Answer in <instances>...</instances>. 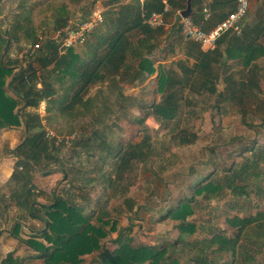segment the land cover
Instances as JSON below:
<instances>
[{"label": "trees", "instance_id": "16d2710c", "mask_svg": "<svg viewBox=\"0 0 264 264\" xmlns=\"http://www.w3.org/2000/svg\"><path fill=\"white\" fill-rule=\"evenodd\" d=\"M125 1L108 2L117 5L104 11L102 23L83 45L58 55L57 46L46 39L37 54L28 58L24 66L16 65L18 60L7 58L9 44L0 32V130L22 126L25 131L23 141L11 150L15 162L10 179L16 180L17 187H20V192L15 190L12 195L17 199L19 209L43 223L39 235L41 240L31 238L25 244L37 254L33 257L40 258L43 264H83L84 256H92L89 264H233V258L238 260L240 257L249 263L252 260L248 255L251 248L241 244L242 237L251 227H264V211H249L247 216H241L242 210L234 212L232 207L231 211L235 214L224 220L228 230L212 225V229L207 231L189 218L194 214L196 197L206 202L220 200L226 194L234 198L250 197L251 177L256 178L255 181L264 177V144L258 142L245 149L249 156L244 164L237 166L234 163L221 174L210 173L195 184L191 197L183 198L161 217L160 221L167 217L177 221V238L164 245L155 244L153 240L135 243L128 230L124 229L112 240L113 250L107 249L101 241L117 231L116 221L107 218L109 215L102 209L95 217V210L84 212L73 204L71 195L67 198L52 192L49 204L39 207L41 214L35 207L32 189L28 188L33 175L40 172L46 174L53 169L60 153L59 145L45 137L42 119L37 113L40 103H45L48 116L58 113L68 119L90 114L97 100L106 108L112 95L117 96L115 104L129 103L131 98L122 93V85L142 83L152 75L154 68L150 57L162 42L168 40L164 28L150 29L144 25L142 14L161 12L165 1L170 7L166 16L168 19L176 17V13L186 5V0ZM191 6L194 8L191 15L193 23L208 31L233 11L235 0H192ZM205 7L210 12L208 21H204L205 15L201 13ZM249 15L251 20L244 26L241 36L223 34L212 51L203 52L197 46L195 62L191 67L185 61H179L176 65L180 71L173 68L159 71L157 91L162 94L161 100L145 108L141 118H134L136 123L141 126L148 117L169 123L176 121L181 113L185 90L225 99L224 93H218L216 86L219 76L221 73L224 76L228 68L227 50L243 51L253 47L250 53L253 64L248 68L246 79L223 78L227 99L239 107V113L245 119V101L259 99L256 92L260 91L261 68L256 61L264 58V13L257 6ZM178 26L176 23L172 27L176 34L180 32V28L176 30ZM92 88H96L95 95L89 96ZM121 107L117 110L122 111L123 116L126 107ZM107 109L110 110L109 107ZM196 139L195 134H182L178 145H190ZM84 141H89V138ZM105 152L115 160V174L114 177L100 176L101 182L106 185L105 189L114 191V197L124 198V202L129 204L125 196L126 188L123 187V190L117 185L125 180L136 164L143 167L151 162L150 137L144 132L139 143L129 142L113 149V153L109 150ZM62 174L67 181L65 169ZM95 181V178L85 177L83 182L90 185ZM68 184L73 186V182ZM261 192L264 188L259 186L257 193ZM127 208L132 209L131 206ZM19 228L20 225L15 224L14 236H17ZM203 233L205 236L200 237ZM181 255L187 260L181 262ZM222 255L231 257L232 261H221Z\"/></svg>", "mask_w": 264, "mask_h": 264}, {"label": "rangeland", "instance_id": "374dc122", "mask_svg": "<svg viewBox=\"0 0 264 264\" xmlns=\"http://www.w3.org/2000/svg\"><path fill=\"white\" fill-rule=\"evenodd\" d=\"M95 1L97 0H86L84 15L89 13ZM98 1L101 4L103 2ZM254 2L250 0V9ZM176 30L178 31V28ZM52 35L46 33L39 37L50 39ZM172 40L174 39L169 37L168 41ZM29 45V42L11 44L7 58L18 60L16 65L24 66L31 57L18 59L17 56ZM169 58L168 56L167 59ZM258 65L261 68L260 91L256 92L259 99L245 101V119L241 117L239 107L227 99L224 84V89L218 93H224L225 99L208 93L185 90L181 113L176 121L169 123L148 117L141 127L134 118H141L143 107L147 108L162 97L157 91V77L125 89L128 94L135 96L129 103L115 104L113 102L117 96L112 95L106 108L97 100L95 109L84 117L72 116L68 119L58 113L48 116L46 107H39L37 113L42 119L45 133L52 132L57 138L70 136L72 133L76 136L68 144L59 145V161L53 169L46 174L40 172L33 175L31 187L28 188L32 189L36 209L42 213L39 207L49 204L52 192L67 198L71 195L73 204L79 209L86 213L95 210L94 217L98 210L102 209L109 215L107 218L117 223V231L101 241L109 250L114 248L112 240L124 229L128 230L135 243L153 240L155 244L164 245L175 241L178 236L175 227L177 221L170 217L160 221L161 217L175 208L183 198L191 197L195 184L200 183L210 173L221 174L234 163L237 166L244 164L249 156L245 149L251 147L254 142L264 144V63L261 61ZM231 72V76L236 80L242 77L235 65L231 66L229 73ZM95 91L96 88H92L89 96L95 95ZM137 102L143 107L135 108L134 104ZM119 106H122V109L126 107L124 117L122 111L117 110ZM144 132L150 137L151 162L143 167L136 164L123 182H117V186L126 188L125 196L130 202L126 204L124 198L114 197V191L105 189L106 185L101 182L103 180L100 176L114 177L115 174V160L111 158L112 155L107 156L105 151L113 153V149L120 145L139 143ZM182 134H195L197 139L190 145H178L179 136ZM24 137L22 126L0 130V264H43L40 258L33 257L37 254L25 244L26 240L31 238L41 240L39 235L43 223L30 218L27 212L19 209L16 205L17 199L12 195L15 190L20 192V187H17L16 180L10 179L15 162L11 150L21 143ZM88 138L89 141H84ZM102 141L105 142L103 145ZM64 169L68 174L67 181L62 174ZM85 177L95 178L96 181L86 185L83 182ZM255 180L256 178L251 177L248 198H234L226 194L220 200L206 202L201 197H196L194 214L189 219L199 226H204L208 231L212 229V225L227 229L225 217L235 214L236 211L242 210L241 216H247L249 211L263 212L264 192H257L259 186L264 188V177ZM69 182H73V186L69 187ZM129 206L132 209H128ZM232 207L235 208L234 212L231 211ZM15 224L20 225L17 236L12 234ZM202 236H205L204 233L200 235ZM242 243L251 248L248 255L252 260L245 263L241 257L238 260L233 258V264L264 263V227L249 228L242 237ZM91 259L92 256H84L83 264H89ZM179 259L181 262L187 260L184 255ZM229 260L232 261L231 257L222 255L221 261Z\"/></svg>", "mask_w": 264, "mask_h": 264}, {"label": "crops", "instance_id": "0c3cea01", "mask_svg": "<svg viewBox=\"0 0 264 264\" xmlns=\"http://www.w3.org/2000/svg\"><path fill=\"white\" fill-rule=\"evenodd\" d=\"M109 1L110 0H103L101 4V2L97 0L95 3L106 11L108 8L117 5L108 4ZM130 1L131 0H126L124 3H129ZM138 1L143 2L144 0ZM85 2L86 0H0V32L4 38L6 37L9 47L11 44L17 45L26 42L32 44V42H34L35 39L42 34H54L56 31L61 29L68 20H78L85 16L83 14L86 5ZM208 2H211V0ZM257 6H260L261 12L264 13V0H258V2H254L251 6L249 14H253L254 8ZM192 11L194 13L193 7ZM201 13L204 15L203 11ZM249 14L243 23L244 26L251 20L252 16ZM177 18L178 17H172L167 19V26L164 28L166 30L165 37H168V40L169 37H172L174 40L162 42L160 47L154 51L150 57L153 62L154 73L144 79L143 82L145 80L146 82L153 80L159 75V71H162V69H165L166 71L169 68H173L180 71L176 65L179 61H185L189 67H191V65L195 62L198 50L197 45L187 40L180 32L179 34H176L172 31V26L178 23ZM209 18L210 12L207 19L209 20ZM168 27L170 28L168 29ZM252 49L253 47L243 51L228 49V56L226 60L228 68L225 71L224 76L221 73L222 78L231 77L233 74L232 72H229L231 71V66L235 65L238 68V74H242V77L237 80L233 77V80L239 81L246 79V75H248V68L253 64L250 58ZM168 56L170 57L169 60L167 59ZM261 61L264 63L263 57L258 58L256 62L258 63ZM136 83L138 82H129L122 85V93L125 96L130 97V100H133L135 96L131 93L128 94L127 91L124 90L134 87ZM158 102L159 100L154 103ZM137 103L134 104L135 108L139 107L140 109V107H143L140 103ZM151 105L152 104L147 107ZM145 108L146 107L144 106L143 109L145 110Z\"/></svg>", "mask_w": 264, "mask_h": 264}, {"label": "built area", "instance_id": "2783aa9c", "mask_svg": "<svg viewBox=\"0 0 264 264\" xmlns=\"http://www.w3.org/2000/svg\"><path fill=\"white\" fill-rule=\"evenodd\" d=\"M209 1V0H206ZM250 11V0H235V7L227 17L208 31L202 30L201 26L193 23L190 17L181 18L180 11L176 13L178 17V25L180 33L190 42L197 45L203 52L212 51L216 47L217 40L226 33L235 36H241L243 33L244 21ZM170 12L169 5L163 1L161 12H152L150 14H142V22L150 29L165 28L167 26L166 16ZM104 10L96 3L89 10L86 17L78 20H68L67 23L58 31H56L49 39L57 46L58 55H64L68 49L76 48L83 45L86 39L94 32L103 21ZM205 15L204 20L209 17V11L203 8ZM48 38L38 37L36 42L30 44L22 50L17 58L25 59L34 57L41 47V44ZM40 108H45V103H40ZM76 134L57 138L52 132L45 133V137L52 140L55 145L62 143L68 144L75 139Z\"/></svg>", "mask_w": 264, "mask_h": 264}, {"label": "water", "instance_id": "95a60500", "mask_svg": "<svg viewBox=\"0 0 264 264\" xmlns=\"http://www.w3.org/2000/svg\"><path fill=\"white\" fill-rule=\"evenodd\" d=\"M191 2H192V0H186L185 8L182 11H180V13H179V16L181 18L191 17V15L193 13L192 7H191ZM223 55H225L224 52H223ZM217 89H218L217 92L224 89V82H223V78L221 75L219 76V79H218V88Z\"/></svg>", "mask_w": 264, "mask_h": 264}]
</instances>
